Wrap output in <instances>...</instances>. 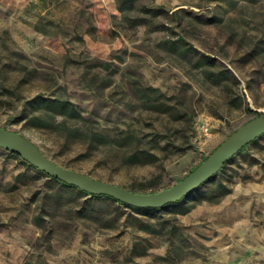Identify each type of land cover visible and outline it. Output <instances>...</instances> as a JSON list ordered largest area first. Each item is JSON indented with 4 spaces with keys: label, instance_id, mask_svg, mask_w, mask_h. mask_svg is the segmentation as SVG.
Masks as SVG:
<instances>
[{
    "label": "rangeland",
    "instance_id": "rangeland-1",
    "mask_svg": "<svg viewBox=\"0 0 264 264\" xmlns=\"http://www.w3.org/2000/svg\"><path fill=\"white\" fill-rule=\"evenodd\" d=\"M258 112L264 0H0V126L64 166L161 190ZM47 174L0 147V264H264V134L156 210Z\"/></svg>",
    "mask_w": 264,
    "mask_h": 264
},
{
    "label": "water",
    "instance_id": "water-1",
    "mask_svg": "<svg viewBox=\"0 0 264 264\" xmlns=\"http://www.w3.org/2000/svg\"><path fill=\"white\" fill-rule=\"evenodd\" d=\"M264 134V113L238 127L206 159L170 187L138 191L96 178L64 166L48 156L39 145L20 131L0 126V147L21 155L26 161L51 176L92 194H106L137 207L161 208L177 202L214 177L246 145Z\"/></svg>",
    "mask_w": 264,
    "mask_h": 264
},
{
    "label": "trees",
    "instance_id": "trees-1",
    "mask_svg": "<svg viewBox=\"0 0 264 264\" xmlns=\"http://www.w3.org/2000/svg\"><path fill=\"white\" fill-rule=\"evenodd\" d=\"M70 102V104H72L71 103V101H69ZM250 108V107H249ZM261 114H263V113H259L258 112V115H261ZM257 115V116H258ZM10 153H12L14 156H16V157H18V158H23L21 155H19V154H17V153H14V152H12V151H9ZM233 158V157H232ZM231 158V159H232ZM204 159H206V158H204ZM203 159V160H204ZM23 161L25 162V163H28V164H30V165H32L31 163H29L28 161H26L24 158H23ZM47 175H49V174H47ZM49 176H51V175H49ZM53 179H56V180H60V181H62L65 185H67V186H74V187H77V186H75V185H72V184H69V183H67V182H65V181H63V180H61L60 178H57V177H54V176H51ZM78 188V190L80 191V192H82V193H86V194H91V195H93V196H108V197H110V198H112L114 201H116V202H118V203H121V204H125V205H127V206H129V207H132V208H134V209H142V207H137V206H132V205H130V204H127V203H125V202H123V201H121V200H118V199H116V198H114V197H112V196H110V195H106V194H92V193H90V192H87V191H84V190H82V189H80L79 187H77ZM199 188V187H198ZM194 190H197V188L196 189H194ZM193 190V191H194ZM143 208H149V209H154V210H156V209H158V208H154V207H143Z\"/></svg>",
    "mask_w": 264,
    "mask_h": 264
}]
</instances>
